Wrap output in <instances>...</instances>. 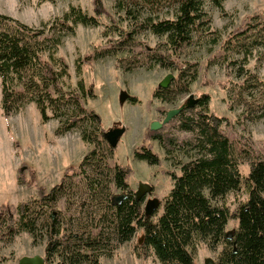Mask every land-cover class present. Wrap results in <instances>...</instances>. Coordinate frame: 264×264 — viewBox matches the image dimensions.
<instances>
[{"label": "trees", "instance_id": "obj_1", "mask_svg": "<svg viewBox=\"0 0 264 264\" xmlns=\"http://www.w3.org/2000/svg\"><path fill=\"white\" fill-rule=\"evenodd\" d=\"M223 1L177 0L171 17L147 15L141 20L138 2L115 0L118 9L135 18L134 27L122 29V38L117 40L114 49L96 48L78 59L77 74L80 77L75 88H66V79L71 73L66 58L59 53V47L64 36L73 33L78 23L100 24L99 16L109 14L104 0H93L95 14L88 13L81 5L71 4L62 15L41 26L30 25L0 11L4 113L18 112L28 102L35 101L43 119L59 120L57 134L79 127L83 139L93 144L79 164L69 165L60 181L50 188L36 182L34 171L28 180L23 171L20 172L21 183L36 184L37 196L18 203H0V240L2 237L11 239L24 230L31 233L34 240L39 235H46V261L53 264H99L102 255L110 250L104 239L125 242L138 228H142V253L147 255L149 250L152 251L163 264H197L196 252L200 243H206L213 249L222 244L216 264H264V157L251 160L248 175L242 174L233 142L223 128L228 118L209 109L208 93L200 96L194 107L183 109L165 126L160 129L149 127L145 134V139L158 138L169 152L175 144H187L196 151L188 160L181 162L180 173L170 172L173 186L157 218L153 217L154 213L146 215L144 199H138L130 188L132 167L122 163L110 164L109 157L115 152V147L104 137L106 128L102 125L101 116L83 101L87 96L96 95L93 85H87L81 76L84 62L104 55H116L119 46L134 40L139 30L137 27L166 35L164 42L168 45L169 54H176L209 23L205 4L209 2L222 8ZM104 34H107L106 30ZM217 40L214 36L213 41ZM249 43L264 45V11L251 15L246 26L233 29L225 40V48L237 50L245 44L250 48ZM146 49L155 61L168 66L170 62L166 60L165 53L157 51L156 47ZM195 65V62H186L179 68L175 86L170 88L171 83L167 87L159 86L154 96L167 100L170 98L167 92L189 90L190 83L198 74ZM186 76L189 78L185 80ZM260 82L264 84L259 80L252 85ZM128 99L132 103L140 100L132 94ZM91 124L93 129L88 130L85 126ZM168 125L186 135L181 138L171 129L164 131ZM134 154L150 164L161 162L150 144L142 143ZM70 170L73 174H81L82 182L74 183ZM73 183L83 190L77 198ZM111 183L121 188L122 192L117 193L125 194L118 203L113 202L116 193H112ZM243 186L248 189V198L239 203L235 212L228 205L214 201ZM62 196L67 197L69 207L76 202L77 214H66L56 207ZM84 215L86 219L82 220ZM232 217H236L239 223L234 237L228 239L226 226Z\"/></svg>", "mask_w": 264, "mask_h": 264}, {"label": "rangeland", "instance_id": "obj_2", "mask_svg": "<svg viewBox=\"0 0 264 264\" xmlns=\"http://www.w3.org/2000/svg\"><path fill=\"white\" fill-rule=\"evenodd\" d=\"M134 1L141 7V20L147 15L171 17L177 5V0ZM71 4L81 5L88 13L95 14L93 0H0V11L30 25L41 26L55 16L62 15ZM104 4L109 14L99 16V25L78 23L75 31L63 38L59 53L66 58L71 73L66 79V88L77 87L79 58L94 52L96 48L114 49L117 40L122 38V29L134 27L135 18L118 9L115 0H104ZM205 10L209 23L176 54H169L168 45L164 42L166 35H158L150 28L137 27L139 30L134 40L119 46L116 55L97 57L84 62L81 67V76L87 85H93L96 94L85 97V105L95 109L106 129L115 124L126 127L115 152L110 154L109 162L111 165L122 163L132 167L129 181L134 192L141 181L154 185V191L143 200L144 208L147 197L155 195L161 198L162 203L153 214L154 218L162 213L165 197L173 186L170 172L180 173L181 162L188 160L196 151L190 145L175 144L169 152L158 138L145 139V134L153 120H162L168 109L182 105L190 93L197 97L208 93L209 109L228 118L223 128L233 142L239 169L244 176L248 175L251 160L264 157V84L260 82L252 85L255 81H264V45L249 43L250 48L248 44L237 50L225 48V40L233 29L246 26L251 15L264 11V0H224L222 8L207 2ZM214 36L218 38L217 42L213 41ZM149 47H156L157 51L165 53L166 60L170 62L168 66L155 61L146 49ZM186 62H195L198 72L189 90L167 92L170 97L167 100L154 96L159 82L169 72L175 74L170 88L175 86L179 68ZM188 78L186 76L185 80ZM122 89L138 96L139 102L132 103L127 99L122 103ZM58 125L59 120L56 118L43 119L35 101L28 102L18 112L5 114L0 75V203H18L37 196L36 184L30 186L21 183V171L27 180L31 177V171H34L36 182L50 188L60 181L69 165L77 166L84 154L93 147V144L83 139L81 128L57 134ZM93 126L85 127L89 130ZM170 129L181 138L186 135L172 125L165 127L164 131ZM142 143L150 144L153 151L159 154L160 163L150 164L135 156V149ZM69 174H72L74 183L82 182L81 174H73V170ZM74 183L73 190L77 198L83 190ZM111 190L112 193L122 192L113 183ZM247 198L248 189L243 186L214 201L228 205L235 212L239 203ZM71 205L69 207L66 196L60 197L56 203V207L66 214H77L76 202ZM85 215L82 220L86 219ZM238 223L236 217L230 218L226 230L235 229ZM142 234V228H138L134 236L125 242L104 239L110 250L102 255L99 264H163L152 251L149 250L147 255L142 253L143 241L139 243ZM47 242L46 235H39L34 240L33 235L25 230L11 239L2 237L0 264H19L20 258L26 254L40 253L45 256ZM112 244H116L115 247ZM221 249L222 244L213 249L206 243H200L196 263L205 264L207 256L217 259Z\"/></svg>", "mask_w": 264, "mask_h": 264}, {"label": "water", "instance_id": "obj_3", "mask_svg": "<svg viewBox=\"0 0 264 264\" xmlns=\"http://www.w3.org/2000/svg\"><path fill=\"white\" fill-rule=\"evenodd\" d=\"M174 78H175V74L173 72L167 73L159 82V86L161 87L169 86ZM129 96L130 93L126 89H122L120 93V101L123 103L129 98ZM199 98L200 96L197 97L195 96L194 93H190L189 97L182 105L168 109L165 117L162 120L159 119L153 120L150 123L149 127L151 129H160L161 127H163L164 124L170 122L175 116H177L183 109L194 107L198 103ZM125 130H126L125 125L115 124L114 126L109 127L104 131V137L111 146L116 147L122 135L124 134ZM153 189H154V185L152 183L148 181L147 182L141 181L135 193L138 199H145V196L147 194L152 193ZM124 197H125L124 193H116L113 196V202L118 203ZM161 203L162 200L158 196L147 197L144 204V211L146 215L150 216L153 213H155V211L159 209ZM234 234H235V229L226 230V237L228 239H232L234 237ZM143 239H144V235L142 234L139 237V243H142ZM19 264H47V262L44 255L37 253L33 255H28V254L23 255L19 260ZM205 264H216V259L212 256H207L205 258Z\"/></svg>", "mask_w": 264, "mask_h": 264}, {"label": "flooded vegetation", "instance_id": "obj_4", "mask_svg": "<svg viewBox=\"0 0 264 264\" xmlns=\"http://www.w3.org/2000/svg\"><path fill=\"white\" fill-rule=\"evenodd\" d=\"M153 191H154V189H153ZM155 196V195H154Z\"/></svg>", "mask_w": 264, "mask_h": 264}]
</instances>
